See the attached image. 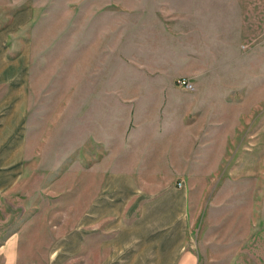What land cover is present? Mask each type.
<instances>
[{
    "label": "rangeland",
    "instance_id": "1",
    "mask_svg": "<svg viewBox=\"0 0 264 264\" xmlns=\"http://www.w3.org/2000/svg\"><path fill=\"white\" fill-rule=\"evenodd\" d=\"M166 1L213 18L198 80L223 86L200 91L229 113V145L207 154L212 184L195 170L175 180L187 194L181 220L150 217L143 233L152 247L139 249L136 236L120 248L113 242L148 202L121 221L100 216L103 180L115 156L157 163L159 152L144 145V154L126 155L124 137L107 143L109 123L114 134L137 124L121 105L92 102L102 86L125 96L137 92L125 84L145 78L125 41L126 11L141 14L142 0H0V246L12 240L17 264H123L130 256L134 264H264V0ZM115 110L117 121L102 119ZM145 187L152 199L171 186Z\"/></svg>",
    "mask_w": 264,
    "mask_h": 264
},
{
    "label": "crops",
    "instance_id": "2",
    "mask_svg": "<svg viewBox=\"0 0 264 264\" xmlns=\"http://www.w3.org/2000/svg\"><path fill=\"white\" fill-rule=\"evenodd\" d=\"M194 8L197 9V5L188 7L183 2L142 0L141 14L133 12V8L126 11L132 15V22L127 23L125 29L126 57L145 78L125 84V89L137 90L136 93L119 96L115 91L118 86L111 83L102 86L107 91H103L100 98L94 93L93 105H121L124 114L130 116L125 119L137 124L131 128H128V124L124 133L114 134L109 123V128L102 133L109 138L107 143L112 144L116 137H124L120 145L121 152L126 155L144 154V145H156L159 152L157 163L146 160L144 155L139 161H133L129 156L119 158V155L110 159L107 167L110 170L106 171L107 176L103 180V210L98 208L99 215L110 213L121 221L125 213L129 211L130 215L135 206L142 207L143 201L148 202L144 206V213H140L141 217L132 227H121L119 236L113 242L116 248L127 246L134 236L139 239V249L152 247L145 243L148 240L143 233L149 218L156 216L158 220V217L170 215L171 219L164 223L166 225L176 219L181 220L183 216L186 207L183 196L187 194L174 187L175 180L182 177L187 179L195 170L193 175L205 177V181L212 184L215 168L207 154L221 152V147L227 151L229 145V113L219 101L216 105L212 93L203 95V91H200L223 86L198 80V75L206 71L203 66L208 62V41L212 43L214 40L213 18H196ZM207 8L205 3V10ZM85 35L84 32V41ZM177 78L193 80L196 90H185L176 83ZM115 111L105 113L102 119L117 121L119 110ZM147 122L150 123L148 127L141 124ZM157 168L160 171H149ZM138 169L147 172L131 171ZM137 185H140L139 189ZM149 185L171 187L163 189L151 199L145 187ZM158 231L157 227L148 232L155 234ZM173 239H178V236ZM168 247L181 253L179 244H169ZM16 254L14 243L9 239L0 246V264H17ZM130 257L123 264H134V258Z\"/></svg>",
    "mask_w": 264,
    "mask_h": 264
},
{
    "label": "built area",
    "instance_id": "3",
    "mask_svg": "<svg viewBox=\"0 0 264 264\" xmlns=\"http://www.w3.org/2000/svg\"><path fill=\"white\" fill-rule=\"evenodd\" d=\"M179 84L184 87L186 90L193 91L195 90V84L187 78L179 79Z\"/></svg>",
    "mask_w": 264,
    "mask_h": 264
}]
</instances>
